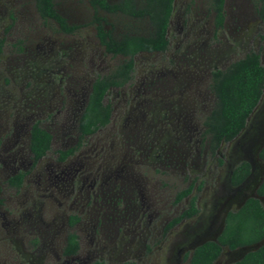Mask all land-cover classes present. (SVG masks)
Here are the masks:
<instances>
[{
  "label": "rangeland",
  "instance_id": "374dc122",
  "mask_svg": "<svg viewBox=\"0 0 264 264\" xmlns=\"http://www.w3.org/2000/svg\"><path fill=\"white\" fill-rule=\"evenodd\" d=\"M256 2L226 0L224 26L216 29L210 0H175L168 51L135 58L133 80L107 94L111 122L60 162L57 152L78 143L94 80L123 58H112L98 42L88 0L56 6L70 24L82 26L75 34L44 23L33 0H0V264H188L185 254L218 237L226 214L256 196L264 177L258 157L264 95L245 130L217 154L203 140L216 103L212 72L252 52L264 66V22ZM100 14L115 37L151 31L147 22ZM36 122L53 141L32 169ZM243 161L252 175L233 187L231 173ZM26 171L20 190L7 184ZM192 184L193 193L176 203ZM194 196L199 214L165 231ZM72 217L79 218L75 226ZM72 233L80 250L66 257ZM244 252L225 248L215 264H231Z\"/></svg>",
  "mask_w": 264,
  "mask_h": 264
},
{
  "label": "trees",
  "instance_id": "16d2710c",
  "mask_svg": "<svg viewBox=\"0 0 264 264\" xmlns=\"http://www.w3.org/2000/svg\"><path fill=\"white\" fill-rule=\"evenodd\" d=\"M36 10L44 21L51 22L55 29L63 34H75L82 26L70 24L57 11V4L65 0H33ZM94 11L90 22L95 28L96 37L106 54L112 58H123V61L105 75L96 77L88 97L87 104L78 122V143L75 147L58 151V159L66 161L82 147L83 141L101 128L106 127L112 118L113 109L106 103L108 92L114 88H123L133 80L135 58L142 53H165L169 49L168 28L173 12L174 0H88ZM215 16L216 29L223 26L225 20V0H210ZM257 11L264 21V0H257ZM132 20L135 23L147 22L151 28L148 34L137 30L124 31L115 37L107 29L108 18L101 15ZM4 40L0 41V53ZM211 90L216 103L204 121V142H207L211 154H217L221 146L234 141L247 127L248 121L259 106L264 95V66L260 54L252 52L244 58L231 63L226 69L212 72ZM52 135L35 123L30 133V150L34 165L51 151ZM264 163V147L259 152ZM251 174V164L247 161L238 164L232 171L230 183L238 187ZM25 173H19L8 180L11 187L19 189ZM194 185L178 193L175 202L180 203L193 193ZM257 196L264 197V179L257 189ZM0 204L2 200L0 198ZM200 210L196 197H192L189 207L171 220L165 231H169L183 220L196 217ZM79 218L72 217L71 225ZM264 240V205L256 197L248 198L243 205L226 215L224 229L215 241H207L186 256L188 264H215L225 248L236 251L243 247L255 245ZM79 243L75 234H70L64 248L65 255H75ZM124 264H136L126 262ZM231 264H264V245L247 253L242 259Z\"/></svg>",
  "mask_w": 264,
  "mask_h": 264
},
{
  "label": "flooded vegetation",
  "instance_id": "af4514ba",
  "mask_svg": "<svg viewBox=\"0 0 264 264\" xmlns=\"http://www.w3.org/2000/svg\"><path fill=\"white\" fill-rule=\"evenodd\" d=\"M225 4H226V0H225ZM174 10H175V0H174V3H173V12H172V16H173ZM224 10H225V5H224ZM212 12H213V11H212ZM257 13H258V11H257ZM257 15H258V17L260 18L259 14H257ZM172 16H171V19H172ZM171 19H170V25H171ZM225 19H226V12H225ZM260 20L263 21L261 18H260ZM263 22H264V21H263ZM224 23H225V20H224ZM224 23H223V26H224ZM223 26H222V27H223ZM222 27H221V28H222ZM169 28H170V26H169ZM169 28H168V33H169ZM221 28H219V29H221ZM168 39H169V38H168ZM98 42H99V41H98ZM142 54H143V53H142ZM139 55H140V54H139ZM137 56H138V55H137ZM137 56H136V57H137ZM112 115H113V113H112ZM36 123H37V122H36ZM34 124H35V123H34ZM34 124H33V125H34ZM33 125H32V126H33ZM40 125H41V124H40ZM41 127H42V126H41ZM31 128H32V127H31ZM45 130H46V129H45ZM30 133H31V129H30ZM95 134H96V133H95ZM78 136H79V134H78ZM92 136H93V135H92ZM87 138H88V137H87ZM87 138H86V139H87ZM52 141H53V137H52ZM83 142H84V141H83ZM76 145H77V144H76ZM76 145H75V146H76ZM75 146H74V147H75ZM51 148H52V145H51ZM71 148H73V147H71ZM71 148H68V149H65V150H61V151H66V150H69V149H71ZM80 149H81V148H80ZM208 149H209V148H208ZM30 151H31V150H30ZM78 151H79V150H78ZM78 151H77V152H78ZM260 151H261V150H260ZM260 151H259V152H260ZM49 152H50V151H49ZM49 152H48V153H49ZM77 152H76V153H77ZM31 153H32V152H31ZM48 153H47V154H48ZM76 153H75V154H76ZM210 153H211V152H210ZM46 156H47V155H46ZM46 156H44L43 158H45ZM73 156H74V155H73ZM58 157H59V155H58ZM71 157H72V156H71ZM71 157H69V158H71ZM258 157H259V153H258ZM43 158H42V159H43ZM69 158H68V159H69ZM42 159H40V160L38 161L37 164H39V162H40ZM68 159H67V160H68ZM259 159H260V158H259ZM67 160H66V161H67ZM58 161H60V160L58 159ZM260 161H261V160H260ZM60 162H65V161H60ZM243 162H244V161H243ZM37 164L34 165V160H33V155H32V167H31V168H32V169L35 168V167L37 166ZM239 164H240V163H239ZM252 171H253V168H252V165H251V174H250V176L252 175ZM19 173H25V174H26L25 177H24L23 184H22V186H21L19 189H16V188H14V187H11V186L8 184V180H9L11 177L15 176V175L11 176V177L7 180V184H8L11 188H14V189H16V190H20V189L23 187L24 182H25V179H26V177H27L28 174H29V172H27V171H26V172H19ZM19 173H17L16 175H18ZM250 176L245 180V182L250 178ZM263 179H264V177H263L262 180L260 181L258 187H259L260 184L262 183ZM245 182H244V183H245ZM244 183H243V184H244ZM243 184H241V185H243ZM241 185H240V186H241ZM238 187H239V186H238ZM258 187H257V189H258ZM257 189H256V196H252V197L259 198V197L257 196ZM249 198H250V197H249ZM247 199H248V198H247ZM247 199H246V200H247ZM246 200H245V201H246ZM245 201H244V202H245ZM188 220H190V219H188ZM184 221H187V220H183L181 223H179V224L176 225V226H179V225L182 224ZM78 222H79V221H78ZM78 222H77L76 224H78ZM76 224H75V225H76ZM75 225H72V226H75ZM176 226H175V227H176ZM175 227H173L172 229H174ZM172 229H170L169 231H171ZM72 234H75V233H72ZM75 235H76V234H75ZM76 236H77V235H76ZM67 239H68V238H67ZM77 240H78V243H79L78 236H77ZM66 244H67V242H66ZM65 246H66V245H65ZM64 248H65V247H64ZM79 250H80V243H79ZM79 250H78V252H79ZM78 252H77V253H78ZM77 253H76V254H77ZM63 254H64V250H63ZM76 254H75V255H76ZM64 255H65V254H64ZM75 255H65V256H66V257H72V256H75ZM220 257H221V256H220ZM184 258H186V254H185ZM217 261H218V260H217ZM217 261H216V262H217ZM126 262H130V261H126ZM126 262H124V263H126ZM132 262H133V261H132ZM124 263H123V264H124Z\"/></svg>",
  "mask_w": 264,
  "mask_h": 264
},
{
  "label": "water",
  "instance_id": "95a60500",
  "mask_svg": "<svg viewBox=\"0 0 264 264\" xmlns=\"http://www.w3.org/2000/svg\"><path fill=\"white\" fill-rule=\"evenodd\" d=\"M263 147H264V145L262 146V148H263ZM262 148H261V149H262ZM261 149H260V150H261ZM230 177H231V176H230ZM243 203H244V202H243ZM243 203H242V205H243ZM242 205H241V206H242ZM241 206H240V207H241ZM240 207H239V208H240ZM226 215H227V214H226ZM225 219H226V216H225ZM225 219H224L223 228H222L220 234L222 233V231H223V229H224ZM220 234H219V235H220ZM219 235H218V236H219ZM217 238H218V237H217ZM217 238L214 239V240H208V241H215V240H217ZM205 242H207V241H205ZM205 242H203V243H205ZM203 243H201L200 245H202ZM200 245H198V246H200ZM263 245H264V240H262L261 242L255 244V245H251V246H247V247H243V248H241L240 250L245 251V252H244V254H243L238 260L242 259L247 253H249V252H251V251H255V250L259 249V248H260L261 246H263ZM198 246H197V247H198ZM197 247H196V248H197ZM196 248H195V249H196ZM195 249H194V250H195ZM194 250H193V251H194ZM238 260H236V261H238ZM234 262H235V261H234Z\"/></svg>",
  "mask_w": 264,
  "mask_h": 264
}]
</instances>
